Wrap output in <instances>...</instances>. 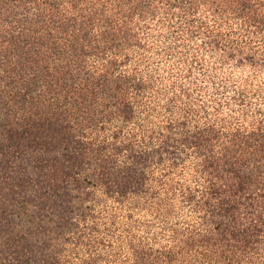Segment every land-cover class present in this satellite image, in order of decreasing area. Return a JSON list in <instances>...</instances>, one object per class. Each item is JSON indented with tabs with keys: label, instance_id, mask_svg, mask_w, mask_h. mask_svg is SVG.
<instances>
[{
	"label": "trees",
	"instance_id": "16d2710c",
	"mask_svg": "<svg viewBox=\"0 0 264 264\" xmlns=\"http://www.w3.org/2000/svg\"><path fill=\"white\" fill-rule=\"evenodd\" d=\"M0 264H264V0H0Z\"/></svg>",
	"mask_w": 264,
	"mask_h": 264
}]
</instances>
